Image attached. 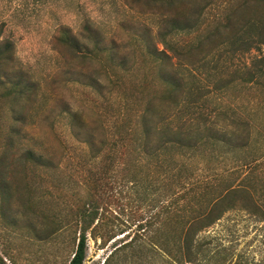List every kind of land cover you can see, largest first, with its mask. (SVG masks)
I'll list each match as a JSON object with an SVG mask.
<instances>
[{"label": "trees", "instance_id": "trees-1", "mask_svg": "<svg viewBox=\"0 0 264 264\" xmlns=\"http://www.w3.org/2000/svg\"><path fill=\"white\" fill-rule=\"evenodd\" d=\"M123 2L149 20L127 45L137 57L130 66L119 55L117 44H106L102 30L90 18L82 19L78 31L61 26L55 36L60 49L69 52L72 59L98 66L88 83L74 80L95 93L89 109L97 113L96 121H91L83 108L64 109L59 114L69 121L73 138L87 146L82 154H90L97 164L102 159L111 162L105 172L95 173L96 187L106 179L104 172L113 184L121 175L120 184H129L131 191L139 192L143 168L145 175L156 177L161 185L155 192V213L139 222L133 236L129 237V233L116 243L104 264H133L130 260L138 261L135 257L145 246L150 247L152 257H162L165 264H264V257L256 260L245 251L238 252L227 238L228 244L220 236H204L233 213L264 222V100L248 103L244 110L247 117L231 116L224 109L214 116L206 111L211 91L223 92L236 83L242 87L264 82V0H227L223 12L212 23L206 22L212 0ZM193 34L194 39L186 38ZM3 35L4 24H0V87L4 90L0 98L11 96L14 102L29 103L37 93V85L20 66L15 43ZM250 52L256 55L234 72L232 80H218L212 87L203 84L200 74L210 57L217 56L216 70L223 55ZM148 66L157 78L149 92L144 84L140 88L128 84L136 71L145 72ZM105 89L109 93L107 104L114 109L106 123L100 100ZM13 113L18 133L24 116L19 109ZM92 124L103 130L101 139H97ZM82 131L85 140L78 138ZM208 150L230 159V166L224 172L216 170L212 177L203 176L207 170L201 168L200 162ZM26 158L37 164L45 159L52 162L32 150ZM75 159L71 157L72 162ZM194 160L197 167L192 166ZM76 171L82 174L72 176L84 177L87 184L84 170ZM67 187H62L66 195ZM207 191L212 195L206 194L203 199ZM72 196V203L77 205L70 215L78 236L68 264H84L89 234L106 245L124 232L117 233L103 224L107 206H103L105 197L97 190L87 196L74 190ZM108 199L112 201L113 196ZM179 199L190 201L194 208L184 212L178 208ZM60 227L64 232L72 228L67 224ZM58 230L50 231L51 235ZM0 264H7L1 255Z\"/></svg>", "mask_w": 264, "mask_h": 264}, {"label": "rangeland", "instance_id": "rangeland-1", "mask_svg": "<svg viewBox=\"0 0 264 264\" xmlns=\"http://www.w3.org/2000/svg\"><path fill=\"white\" fill-rule=\"evenodd\" d=\"M212 1L207 23L214 22L221 15L227 2ZM85 17L100 27L107 45L117 44L119 55L128 66L137 60L135 52L127 45L131 36L141 33L149 20L148 16L130 10L123 0H0L3 36L15 43L20 66L37 85V93L29 103L14 102L11 96L0 98V255L7 264L69 263L78 236L73 231L75 223L70 215L77 205L72 203L74 190L80 196H87L96 190L102 194L105 197L103 206H107L103 224L114 228L117 233L124 232L106 245L102 239L93 240L89 234L84 264H104L114 245L126 239L128 236L125 235L129 233V237L133 236L139 222H145L157 210L155 192L161 185L156 177L145 175L146 168L141 169L144 179L139 184V192L136 189L131 191L129 184H120L121 175L118 176L119 182L113 184L110 175L104 173L111 167V162L102 159L97 164L90 154H82L81 150L86 151L87 146L78 143L77 137L73 138L74 132L69 121L59 115L64 109L83 108L91 121L97 119L95 110L89 109L93 106L95 93L74 81H91L97 64L91 61L81 64L72 59L69 52L60 49L55 41L61 26L78 31ZM194 36L186 38L190 40ZM255 55V52L233 57L225 54L216 70L213 68L217 56L210 57L202 68L200 79L210 87L218 80L223 83L230 81L234 78V72L249 64ZM143 71H136L134 79L128 81V84H137L138 88L144 84L147 86L146 92H149L157 84V78L150 66ZM100 81L105 84L102 77ZM2 92L4 90L0 87V94ZM108 98L109 93L105 89L100 97L104 103L102 120L105 123L114 113L113 107L107 104ZM256 99L264 100L263 81L258 85L242 87L236 83L223 92L211 91L207 101L209 109L206 111L214 116L224 109L231 116L247 117L245 107ZM14 109L21 110L24 116L18 133L15 132ZM32 118L35 120L31 121ZM92 125L97 139H101L103 130ZM78 136L80 140H85V131ZM31 150L52 162L45 159L37 164L28 160L27 153ZM216 154L208 150L206 157L200 160L203 163L201 168L203 166L207 170L204 177H212L216 170L224 172L230 166L229 158L222 159ZM74 156L76 159L72 162L71 157ZM197 164V160H194L192 166L197 167ZM78 169L84 170L87 184L82 180L84 177L72 176L82 174L76 171ZM100 171H104L102 174L106 176L107 183L104 180L100 187H96L95 173ZM64 185L68 186V195L62 189ZM175 192L180 194V190ZM206 194L212 195L207 191L202 194L203 199ZM111 196L113 199L109 201ZM179 200L178 208L184 212L189 213L194 208L189 204L190 201ZM65 224L72 228L64 232L60 226ZM56 229L59 230L51 235L50 231ZM104 232L102 230L100 235L103 236ZM206 234L220 236L226 244L227 238L238 252L245 251L256 260L264 257V239H261L264 236V222H255L241 213H233L204 233V236ZM149 248H141L135 257L138 261H130L133 264H165L162 257H152ZM113 264H117L116 261ZM118 264L127 262L119 261Z\"/></svg>", "mask_w": 264, "mask_h": 264}]
</instances>
